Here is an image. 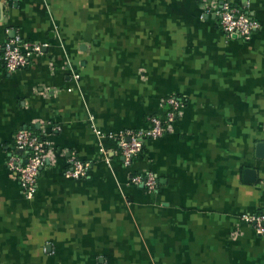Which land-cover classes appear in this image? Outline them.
<instances>
[{
  "label": "crops",
  "instance_id": "0c3cea01",
  "mask_svg": "<svg viewBox=\"0 0 264 264\" xmlns=\"http://www.w3.org/2000/svg\"><path fill=\"white\" fill-rule=\"evenodd\" d=\"M231 1L259 24L249 41L218 26L219 0H0V48L45 45L0 66V264H264L241 221L264 213V0ZM169 96L168 131L107 166L93 129H145ZM20 129L52 147L31 199L6 164ZM73 156L87 177H66ZM146 173L153 192L129 184Z\"/></svg>",
  "mask_w": 264,
  "mask_h": 264
},
{
  "label": "built area",
  "instance_id": "2783aa9c",
  "mask_svg": "<svg viewBox=\"0 0 264 264\" xmlns=\"http://www.w3.org/2000/svg\"><path fill=\"white\" fill-rule=\"evenodd\" d=\"M218 26L228 37L249 41L259 28V24L253 20L247 12L236 6L231 0H219V5L214 8ZM44 44L24 41L19 37H13L0 48V66L12 73L23 69L30 63L33 57L42 55ZM78 80V76H75ZM161 106L166 110L163 116H150L145 129L138 131H125L118 134H101L96 129L94 133L98 140L101 158L109 166L113 156L122 159L124 168H129L135 158L143 151L144 143L163 136L169 124L174 122L182 114L183 100L175 96H169L161 101ZM102 138L114 142L113 150L106 149L102 144ZM52 147L42 134L29 129H20L14 135L13 151L8 155L7 167L16 177L23 194L31 199L37 189V179L40 171L49 162ZM89 165L72 157L66 170V177L81 179L87 177ZM129 184L142 186L147 192L156 189L157 180L151 173L135 174L129 179ZM241 221L253 226L259 235H264V213L244 215Z\"/></svg>",
  "mask_w": 264,
  "mask_h": 264
}]
</instances>
